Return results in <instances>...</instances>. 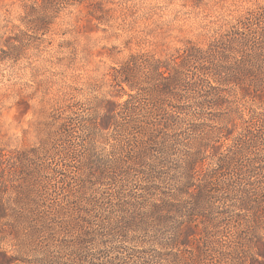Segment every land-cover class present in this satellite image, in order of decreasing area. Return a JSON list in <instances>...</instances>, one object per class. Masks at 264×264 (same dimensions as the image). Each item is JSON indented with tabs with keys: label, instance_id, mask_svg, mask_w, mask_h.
I'll list each match as a JSON object with an SVG mask.
<instances>
[{
	"label": "trees",
	"instance_id": "obj_1",
	"mask_svg": "<svg viewBox=\"0 0 264 264\" xmlns=\"http://www.w3.org/2000/svg\"><path fill=\"white\" fill-rule=\"evenodd\" d=\"M39 1V10L32 5L24 17L35 32L46 27L49 13L89 0ZM150 59L133 54L116 69L117 85L125 84L132 93L123 103L58 107L36 147L0 150V194H9L0 203V242L10 236L17 252L31 257L0 250V264H102L84 247L94 236L90 211L98 213L107 204L111 213L115 207L123 213L107 215L99 225L98 235L114 243L123 238L120 246L106 249V254L116 252L108 264H264V6L216 31L204 47L189 43L167 61L151 64ZM148 95L175 103L149 106ZM248 101L259 108L246 106ZM76 124L86 135L78 149L68 139ZM173 126L176 139L158 141L157 133L168 135ZM104 131L113 143L101 155L94 145ZM222 138L229 140L225 149L218 144ZM154 146L161 159L149 157ZM175 146L182 149L176 184L171 185L159 176ZM51 153L83 170V191L75 196L79 202L74 208L68 207L73 201L55 202L39 184L46 171L43 160ZM207 158L213 161L210 167L204 166ZM53 172L63 174L58 168ZM135 172L143 174L144 187L134 180ZM107 180L117 184L113 195L85 186H102ZM67 186L61 181L59 188ZM99 191L107 198L96 195ZM223 194H231L230 203L216 206ZM129 233L135 235L129 238ZM65 234H72L71 247L53 244L56 235ZM148 239L168 252L124 245Z\"/></svg>",
	"mask_w": 264,
	"mask_h": 264
},
{
	"label": "rangeland",
	"instance_id": "obj_2",
	"mask_svg": "<svg viewBox=\"0 0 264 264\" xmlns=\"http://www.w3.org/2000/svg\"><path fill=\"white\" fill-rule=\"evenodd\" d=\"M32 5L39 10L40 1L0 0V150L6 152L36 147L40 139L45 137V124L50 120L48 116L58 107L86 104L87 108H92L100 101L123 103L127 100V95L132 93L125 84L117 85L119 79L114 80V77L117 75L116 69L130 55L148 54L152 56L150 63L154 64L155 60H169L177 49L189 43L204 47L216 31L234 23L247 10L264 6V0L70 2L49 13L48 24L39 32L28 29L24 22L25 13ZM171 102L175 103L173 99L164 101L155 99L153 95L146 97L149 106L168 105ZM245 104L253 109L259 108L258 103L248 101ZM90 111L87 109L85 112ZM77 112L84 114L81 110ZM167 133L164 135L158 132V141L164 139L165 144H169L176 139V126L170 127ZM71 134L72 137L68 139L76 143L74 149H78L86 135L78 124L73 126ZM108 138L105 131L97 137L94 145L96 153L104 155L109 151L113 141ZM228 143L229 140L222 138L218 144H222V149H225ZM154 147L153 151H149V157L161 159V154ZM181 149L176 147L170 150L168 160L162 165L165 174L159 177L163 179L166 176L167 183L171 185L176 184ZM43 162L46 171L38 179L39 184L47 187L55 202L67 204L73 201L68 207L74 208L79 202L78 199L74 201L75 196L83 191L79 188V178H84L81 167L65 158L60 159L55 153L45 157ZM64 163L68 166H64ZM212 163L210 158L204 160L205 167H210ZM54 168L62 169L63 174L54 173ZM133 177L138 185L144 187L145 178L142 173L135 172ZM224 178H229V174L226 173ZM61 181L68 183L66 190L59 188ZM116 185L109 180L102 186L96 184L91 187L89 183L85 184L95 191L107 189L108 195L115 193ZM143 191L139 190L138 193ZM100 192L96 195L107 198L106 193L101 195ZM8 198L9 194H0V203ZM219 199L216 206H220L223 201L230 203L231 194H223ZM103 208L98 213L90 211L93 215L91 234L94 236L84 251L100 259V263L108 264L109 261L113 262L116 252L106 254V249L112 245L120 246L119 241L123 238L119 237L114 243L109 237L98 235L99 225L107 215L112 218L123 213L116 207V212L111 213L112 207L109 204ZM72 234L56 235L53 244L71 247L73 243L69 235ZM132 235L135 234L129 233V238ZM157 243L148 239L144 243L124 245L154 249L162 254L168 252V249H162ZM0 250L14 257L31 258L17 252L10 236L1 240ZM67 258L72 259V256L66 255ZM116 263L114 261L113 264Z\"/></svg>",
	"mask_w": 264,
	"mask_h": 264
}]
</instances>
